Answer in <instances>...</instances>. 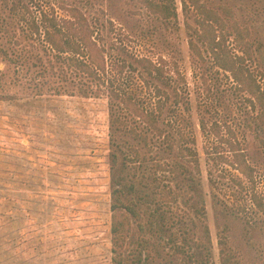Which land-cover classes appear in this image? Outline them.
I'll return each instance as SVG.
<instances>
[{
  "label": "rangeland",
  "instance_id": "rangeland-1",
  "mask_svg": "<svg viewBox=\"0 0 264 264\" xmlns=\"http://www.w3.org/2000/svg\"><path fill=\"white\" fill-rule=\"evenodd\" d=\"M200 2L226 23L223 51L242 56L244 76L264 90V0ZM175 7L177 17L165 19L142 0H0V264H113L112 143L120 145L114 177L144 225L132 218L124 264H224L225 253L233 264H264V213L253 199L264 202V108L255 86L237 82L197 38L196 10L182 0ZM229 13L247 30V52ZM44 15L67 32L57 42H86L89 66L46 41ZM91 57L105 70L95 72ZM136 58L163 66L172 85ZM155 85L168 96L159 135L134 110L154 108Z\"/></svg>",
  "mask_w": 264,
  "mask_h": 264
},
{
  "label": "trees",
  "instance_id": "trees-1",
  "mask_svg": "<svg viewBox=\"0 0 264 264\" xmlns=\"http://www.w3.org/2000/svg\"><path fill=\"white\" fill-rule=\"evenodd\" d=\"M144 1L147 8H149L152 12L157 13L162 18L170 19L173 17H177V8L175 7V0H142ZM183 9L186 11V9L192 7L196 10L198 14V23H200V32L195 30V35L198 39H201L203 43L207 46L208 50H212L214 53L213 59L216 61V63H219L218 65L224 68L225 70L232 71L233 76L235 79H237V82L240 84H252L255 86L254 89H252V93L256 96V99L258 102L263 106L264 108V90H262V86L257 83L254 80L250 82L248 80V76H244L243 70L241 67V61L243 60L242 56H236L237 57V67L235 65V57H232L228 53H226L223 50H227L226 45V23L224 19L219 15V13L211 7H208L204 3L200 2V0H182ZM224 11L228 14L230 11L227 7L223 8ZM229 17L232 20V26L235 31V39L236 43H239V47L241 50H249L250 45L249 41L246 38L247 30H239L237 27V22L234 20V16H232L231 13H229ZM43 28H44V34L45 39L47 42H49L55 49L61 50L64 53H69L71 55L66 56V58L75 63L78 67H87L89 66V63L86 62L83 59V56L86 55L87 57H90L89 54H84V50L87 48L86 42L84 40L80 39V41H77L75 39H71V36L66 35L64 41L60 38V42H57L54 38L55 35L60 34H66L67 32H64L62 28L59 26L58 22L53 18H48L46 15H44L43 19ZM48 22V24H47ZM33 28L36 33L40 34V28L38 25L33 24ZM216 29H219V34L216 33ZM189 44L191 49L197 50L198 47L196 43L190 39ZM91 61L94 63L92 68L96 70H105L104 66L101 65L97 60H94L91 57ZM136 61L140 63L141 67H143L145 73L156 80H158L161 84H163L166 87H170L172 85L171 78L169 76H166L164 72V68L161 65L153 64L151 61H149L146 58H136ZM93 70V69H92ZM251 76V75H250ZM264 88V84H263ZM154 93L157 96V101L154 106V108L146 109V108H134L135 111H137L136 115L141 120V123H143L146 126V129H150L149 131H153L154 133L162 134V130L159 127L158 119L159 114L162 111V107L166 103V99H168L167 93L160 88L158 85L154 86ZM112 95H114L116 98H121V101L126 104V94L123 92L121 93L119 91V88H111ZM128 99H131L130 96H127ZM177 101V100H176ZM127 105V104H126ZM263 110V109H262ZM131 135L134 138H138L144 143L148 144V136L146 133L138 132L135 128H131ZM113 147L109 148V174H110V197H111V211H112V218H111V225H110V232L112 234L113 239V248L112 252L115 253V256L112 258L113 264H124V255H123V248L125 246L127 237L129 236L131 230H132V218L136 219L139 229L142 231L144 229V225L142 224L143 217L138 208L134 204L127 203L123 200V187H122V178L116 179L114 177L115 171H117L118 167V161H119V155L118 150L120 148V145L118 143H112ZM135 156L138 159V151H135ZM133 162L137 163L138 160L134 159ZM157 167L162 169H169L168 166H164L161 164H156ZM174 168H171L173 171H177L178 169L176 166H173ZM177 169V170H176ZM179 173V172H178ZM246 173V172H245ZM247 175H250L247 173ZM153 180H157L156 176H152ZM166 187V188H165ZM155 189H157L158 193L162 195L163 197H166L169 195V197L173 198L175 195L172 192V189L170 187H167L165 185H155ZM254 201L257 207L264 213V202H261L256 196H254ZM203 235L206 240L210 241V232L207 225L203 228ZM144 241V240H143ZM142 243V241H141ZM220 243L225 244V239L220 238ZM223 252V249L221 250ZM134 260V258H132ZM139 261V260H138ZM138 261H132L128 262L126 264H138ZM223 263L224 264H233L232 256L230 254L225 253L223 257Z\"/></svg>",
  "mask_w": 264,
  "mask_h": 264
}]
</instances>
